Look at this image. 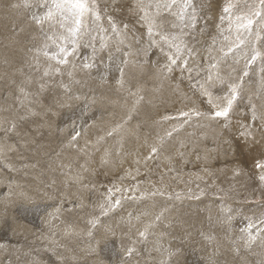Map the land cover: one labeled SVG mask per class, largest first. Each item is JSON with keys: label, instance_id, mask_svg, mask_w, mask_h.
Listing matches in <instances>:
<instances>
[{"label": "rangeland", "instance_id": "rangeland-1", "mask_svg": "<svg viewBox=\"0 0 264 264\" xmlns=\"http://www.w3.org/2000/svg\"><path fill=\"white\" fill-rule=\"evenodd\" d=\"M89 2L100 20L89 17L87 32L75 49L69 45L68 62L56 64L43 54L58 51L48 37L56 40L62 32L56 19H47L52 0H29L27 6L25 0H0V264H264V168L257 167L264 165V20L254 26L248 45L225 57L223 37L235 38L234 31L227 30L228 20L222 19L228 0H145V11L158 25L151 34L137 0ZM232 2L238 12H247L246 4L258 5V0ZM253 46L261 58L249 63ZM213 63L218 64L211 70L213 77L219 71L222 80L209 81ZM233 83L240 85L239 96L229 116L214 117L212 105L225 103L221 98ZM192 109L202 115H180ZM45 118L58 125H53L57 136L54 130L34 132V125L39 130L37 124ZM117 126L119 130L108 135ZM90 128L96 134L89 133ZM234 134L243 144L232 143ZM247 141L250 152L244 147ZM29 167L33 177L24 172ZM105 167L114 171L108 174ZM44 169L50 175L41 176ZM15 189L27 190V195ZM75 207L87 215L83 218ZM67 209H72L70 214ZM75 216L84 219L81 226L89 227L79 230Z\"/></svg>", "mask_w": 264, "mask_h": 264}, {"label": "snow or ice", "instance_id": "snow-or-ice-1", "mask_svg": "<svg viewBox=\"0 0 264 264\" xmlns=\"http://www.w3.org/2000/svg\"><path fill=\"white\" fill-rule=\"evenodd\" d=\"M28 3L29 0H25L26 6ZM172 3L175 4L176 0H172ZM137 7L141 12L144 13L143 19L148 25L149 34H151L158 26L156 18L145 11V0H137ZM165 7H167V5H165ZM236 7L237 6L233 4L232 0H228V3L223 8L225 17H222V19L226 18L228 20L227 30L230 33L234 31L235 37L234 39L230 38L229 36L223 37L224 41L227 42V48H221V51L225 57L229 54H232L237 49H241L248 45L249 40L247 37L253 35L254 26L258 21L264 20V0H258V5L249 6L246 4V7L248 8L247 12L235 11L234 9ZM89 17L94 18V21L96 22L100 20V14L96 10L95 4H90L89 0H52V7L48 10L47 19H56L60 29H62V32L56 38V40H53L52 37H48L49 40H52V43L55 45L58 51L55 54H50L48 51H44L43 54L46 57L55 60L56 64H66L68 62V56L72 54V52L69 50V45H71L72 50L75 49L79 39L87 32ZM57 40H59V43H57ZM44 47L47 49L49 45L45 44ZM177 51H179V48ZM259 58H261V52L258 51L255 46H253L251 49L249 63L255 62ZM170 60L173 64L176 62L174 57H170ZM216 69H218V64L213 63L209 71V81H212L213 79L222 80L219 71H216L215 76L213 77L211 70ZM56 71H59V69H56ZM44 74L48 75L49 72L46 70ZM244 75H247V72H245ZM239 87L240 85L238 83L230 84L229 94L221 98L225 101V103L223 105H212L216 109L214 112V117L227 118L229 116L234 101L239 96ZM205 94L210 96V93ZM209 103H212L211 99H209ZM180 115L182 117L190 118L192 115L199 117L202 115V113L192 109L190 112H181ZM118 130L119 126L112 129L108 135H112ZM168 135L170 136L171 132H169ZM153 151H155V149H153ZM257 167L264 168V165L258 164ZM260 179L264 181V176H261ZM117 191H119V189H117ZM116 203L119 204V201L117 200ZM109 207H111V204H109ZM101 208L105 211V213L108 210L104 208V205H101ZM141 235H143V233H141Z\"/></svg>", "mask_w": 264, "mask_h": 264}, {"label": "bare ground", "instance_id": "bare-ground-1", "mask_svg": "<svg viewBox=\"0 0 264 264\" xmlns=\"http://www.w3.org/2000/svg\"><path fill=\"white\" fill-rule=\"evenodd\" d=\"M129 12H130V11H129ZM130 17H131V16H130ZM131 18H133V17H131ZM15 43H16V42H15ZM16 46H17V45H16ZM19 48H20V47H19ZM15 49H16V48H15ZM15 49H14V50H15ZM18 50H20V49H18ZM4 51H5V50H4ZM12 53H14V52L12 51ZM20 53H21V50H20ZM6 54H7V52H6ZM15 55H16V54H15ZM12 56H13V55H12ZM15 58H16V57H15ZM158 60H159V59H158ZM156 63H157V62H156ZM23 68H24V66H23ZM133 68H134V67H133ZM135 69H136V68H135ZM133 70H134V69H133ZM158 78H159V77H158ZM78 85H79V84H78ZM30 88H31V87H30ZM43 89H44V88H43ZM64 90H65V89H64ZM87 90H88V89H87ZM100 90H101V89H100ZM154 90H155V89H154ZM62 91H63V90H62ZM151 91H152V90H151ZM151 91H150V92H151ZM163 92H164V91H163ZM31 93H32V92H31ZM102 93H103V92H102ZM151 93H152V92H151ZM151 93H150V95H151ZM164 93H165V92H164ZM153 94H154V93H153ZM153 94H152V95H153ZM155 94H156V93H155ZM21 97H22V96H21ZM171 97H172V96H171ZM168 99H169V98H168ZM170 99H171V98H170ZM32 100H33V99H32ZM99 100H100V99H99ZM153 100H154V99H153ZM108 101H109V100H108ZM28 102H29V101H28ZM38 102H39V101H38ZM38 102H37V103H38ZM42 102H43V101H42ZM101 102H104V101H101ZM153 102H154V101H153ZM20 103H21V102H20ZM67 103H68V102H67ZM105 103H106V104H105ZM105 103H102V104L107 105V101H105ZM108 103H109V102H108ZM59 104H60V103H59ZM27 105H28V104H27ZM47 105H48V104H47ZM41 106H42V105H41ZM30 108H31V107H30ZM48 108H49V107H48ZM140 108H141V107H140ZM145 108H146V106H145ZM56 109H57V108H56ZM155 109H156V108H155ZM161 109H162V108H161ZM158 110H159V109H158ZM90 112H91V111H90ZM142 112H143V111H142ZM31 113H32V112H31ZM43 113H44V112H43ZM49 114H50V113H49ZM51 115H52V114H51ZM54 115H55V114H54ZM47 116H48V115H47ZM144 116H145V114H144ZM43 117H44V116H43ZM55 117H56V116H55ZM51 118H52V117H51ZM36 119H37V117H36ZM56 119H57V118H56ZM154 119H155V117H154ZM30 120H31V119H30ZM60 120H61V119H60ZM38 121H39V120H38ZM41 121H43L42 124H41V122H40L39 124H37V126L40 127L39 130H37V129H36V126L33 124L34 127H35V128H32V129L34 130V132L37 133V135H38V134H41L42 130H44L45 132H46V131H47V132L49 131L48 133H52V132H53L52 130H54V129H53V125L56 126L55 124H52V121H53V120L45 118V120H41ZM149 121H150V120H149ZM46 122H47V124H46ZM60 122H61V121H60ZM154 122H156V121H154ZM163 122H164V121H163ZM35 123H37V122H35ZM150 123H151V121H150ZM156 123H158V122H156ZM44 124H46V125H44ZM97 124H98V123H97ZM148 124H149V123H148ZM18 125H19V124H18ZM154 125H155V124H154ZM99 126H100V125H99ZM149 126H150V125H149ZM152 126H153V125H152ZM158 126H159V125H158ZM18 127H19V126H18ZM56 127L58 128V125H57ZM153 127H154V126H153ZM25 128H27V127H25ZM54 128H55V127H54ZM157 128H158V127H157ZM73 129H74V128H73ZM151 129H153V128H151ZM155 129H156V128H155ZM89 130H90V131H88L89 133H90V132H91V134H92V132L95 133L94 130L91 131V128H90ZM96 130H98V128H97ZM101 130H103V129H101ZM153 130H154V129H153ZM51 131H52V132H51ZM99 131H100V130H99ZM105 131H106V130H105ZM146 131H147V130H146ZM149 131H150V130H149ZM170 131H171V130H170ZM32 132H33V131H32ZM54 132H55V135L57 136L55 130H54ZM88 132H86V133H88ZM96 132H97V131H96ZM102 132H104V131H102ZM157 132H158V130H157ZM159 132H160V131H159ZM35 133H34V135H35ZM42 133H43V132H42ZM153 133H154V132H153ZM165 133H166V132H165ZM165 133H164V134H165ZM29 134H30V133H29ZM45 134H47V133H45ZM95 134H96V133H95ZM98 134H99V135H98ZM156 134H157V133H156ZM43 135H44V134H43ZM87 135H88V134H87ZM97 135L100 136V133L97 132ZM104 135H105V134H104ZM147 135H148V134H147ZM160 135H162V134L160 133ZM236 135H237V134L232 135V137H231V139L233 140L232 143L243 144L244 141H242L241 138H240L241 141H238L239 139L237 138ZM40 136H41V135H40ZM51 136H52V134H51ZM90 136H91V135H90ZM93 136H94V135H93ZM98 136H97V137H98ZM162 136H163V135H162ZM29 137H30V136H29ZM45 137H46V136H45ZM97 137H96V138H97ZM148 137H149V136H147V138H148ZM35 138H36V136H35ZM42 138H44V136H43ZM46 138H47V137H46ZM48 138H49V136H48ZM53 138H54V137H53ZM143 138L145 139V137H143ZM147 138H146V139H147ZM183 138H184V137H183ZM259 138H261V137H259ZM31 139H32V136H31ZM56 139H57V138H56ZM97 139H98V138H97ZM135 139H136V138H135ZM158 139H160L159 136H158ZM35 140H36V139H35ZM37 140H38V139H37ZM37 140H36V141H37ZM47 140H49V139H47ZM51 140H52V138H51ZM53 140H54V139H53ZM82 140H83V139H82ZM139 140H141V138H140ZM243 140H244V139H243ZM259 140L261 141V139H259ZM60 141H61V140H60ZM133 141H134V140H133ZM144 141H145V140H144ZM144 141H143V143H145ZM148 141H150V140H148ZM245 141H246V139H245ZM248 141H249V140H248ZM248 141H247L246 143H244V144H245L244 147L249 151V146H251V145H250V143H249ZM32 142H33V141H32ZM38 142H39V140H38ZM53 142H54V141H53ZM80 142H81V141H80ZM89 142H90V141H89ZM140 142H141V141H140ZM168 142H169V141H168ZM171 142H173V140H172ZM171 142H169V143H171ZM181 142H182V141H181ZM184 142H185V141H184ZM184 142H182L183 145H185ZM230 142H231V141H230ZM45 143H46V142H45ZM54 143L57 144V142H54ZM82 143H86V142H85V141H82ZM136 143H138V142L136 141ZM136 143H135V144H136ZM143 143L141 142L142 145H143ZM166 143H167V142H166ZM182 143H181V144H182ZM198 143H199V141H198ZM198 143H197V144H198ZM253 143H254V140H253ZM27 144H28V143H27ZM37 144H38V143H37ZM52 144H53V143H52ZM78 144H79V143H78ZM167 144H168V143H167ZM255 144H256V143H255ZM25 145H26V144H25ZM28 145H29V144H28ZM40 145H41V144H39V146H40ZM46 145H47V144H46ZM46 145H45V148H46ZM88 145H91V143H88ZM88 145H86L87 148H88ZM138 145H139V144H138ZM165 145H166V144H165ZM172 145H173V144H172ZM172 145H171V148L173 147ZM205 145H206V144H205ZM43 146H44V144H43ZM43 146H42V147H43ZM66 146H67V145H66ZM81 146H82V145H81ZM86 146L84 145V148H85ZM196 146H197V145H196ZM233 146H234V145H233ZM242 146H243V145H242ZM252 146H254V145H252ZM40 147H41V146H40ZM56 147H57V146H56ZM63 147H64V145L62 144V148H63ZM72 147H73V146H72ZM75 147H76V146H75ZM169 147H170V146H169ZM225 147H226V146H225ZM47 148H48V147H47ZM47 148H46V149H47ZM73 148H74V147H73ZM79 148H80V147H79ZM164 148H165V147H164ZM194 148H195V147H194ZM0 149H1V148H0ZM2 149L4 150V148H2ZM42 149H43V148H41V150H42ZM46 149H45V150H46ZM48 149H49V148H48ZM53 149H55V148H53ZM56 149H57V148H56ZM63 149H64V148H63ZM85 149H86V148H85ZM90 149H91V148H89L88 150H90ZM165 149H166V148H165ZM187 149H188V148H187ZM3 150H1V151H3ZM49 150L51 151V149H49ZM57 150H58V149H57ZM61 150H62V149H61ZM61 150H60V151H61ZM66 150H67V148H66ZM80 150H81V149H80ZM83 150H84V149H83ZM166 150H168V148H167ZM190 150H191V149H190ZM230 150H231V149H230ZM252 150H253V149H252ZM255 150H256V149H255ZM36 151H37V150H36ZM46 151H47V150H46ZM58 151H59V150H58ZM69 151H70V150H69ZM69 151H68V152H69ZM85 151H87V150H85ZM184 151H185V150H184ZM192 151H193V150H192ZM202 151H203V150H202ZM226 151H227V150H226ZM248 151H247V152H248ZM3 152H4V151H3ZM62 152H63V151H62ZM82 152H83V151H82ZM106 152L109 153V151H106ZM111 152H112V151H111ZM175 152H176V151H175ZM189 152H190V151H189ZM216 152H217V151H216ZM221 152H222V151H221ZM249 152H250V151H249ZM253 152H254V151H253ZM1 153H2V152H1ZM38 153L41 154L40 152H38ZM38 153H37V154H38ZM58 153L62 155V153H60V152H58ZM108 153H107V155H108ZM167 153H168V152H167ZM167 153H166V154H167ZM242 153H244V152H242ZM39 154L36 155V156L38 157ZM46 154H47V153H46ZM63 154H65V157H67V155H66L65 152H63ZM73 154H74V153H73ZM73 154H72V155H73ZM84 154H88V151H87V153H84ZM184 154H185V153H184ZM217 154H218V153H217ZM235 154H236V153H235ZM251 154H252V153H251ZM256 154H257V153H256ZM24 155H25V154H24ZM27 155H28V154H27ZM75 155H76V154H75ZM94 155H95V154H94ZM104 155H105V154H103V156H104ZM119 155H120V154H119ZM128 155H129V154H128ZM135 155H136V154H135ZM179 155H180V154H179ZM214 155H215V154H214ZM223 155H224V153H223ZM249 155H250V154H249ZM253 155H254V154H253ZM29 156H31V155H29ZM33 156H34V155H33ZM56 156H57V155H55V157H56ZM73 156H74V155H73ZM91 156H93V155H91ZM154 156H156V155H154ZM164 156H165V155H164ZM180 156H181V155H180ZM182 156H183V155H182ZM201 156H203V155H201ZM19 157L21 158V156H19ZM31 157H32V156H31ZM37 157H35V160H36ZM39 157H40V158H39ZM39 157H38V159L36 160L37 163H38L39 159L41 160V155H40ZM69 157H72V156H68V158H69ZM74 157H77V155L74 156ZM80 157H82V156H80ZM87 157H88V156H87ZM87 157H85V158H87ZM95 157H96V156H95ZM106 157H107V156H106ZM113 157L115 158V155L112 156V158H113ZM165 157H166V156H165ZM170 157H171V156H170ZM192 157H193V156H192ZM210 157H211V156H210ZM214 157H215V156H214ZM222 157H223V156H222ZM251 157H252V156H251ZM256 157H258V156H256ZM61 158H62V157H61ZM61 158H60L59 160H61V162H63ZM72 158H73V157H72ZM82 158H83V157H82ZM85 158H84V160L86 161L88 158H87V159H85ZM108 158H109V156H108ZM108 158H107V159H108ZM110 158H111V156H110ZM110 158H109V159H110ZM112 158H111V159H112ZM159 158H160V157H159ZM168 158H169V157H168ZM182 158H183V157H182ZM188 158H189V157H188ZM201 158H202V157H201ZM201 158H200V159H201ZM248 158H249V157H248ZM22 159H23V158H22ZM31 159H32V158H31ZM70 159H71V158H70ZM70 159H69V161L71 162ZM75 159H76V158H75ZM93 159L96 161L95 158H93ZM111 159H110V160H111ZM227 159H228V158H227ZM230 159H231V158H230ZM232 159H233V158H232ZM252 159H254V156L252 157ZM44 160H45V159H44ZM48 160H49V159H48ZM63 160H64V159H63ZM78 160H79V159H78ZM105 160H106V158H105ZM110 160H109V161H110ZM112 160H113V159H112ZM118 160H119V159H118ZM190 160H191V159H190ZM241 160H242V159H241ZM26 161H27V160H26ZM31 161H32V163H33L34 160H31ZM56 161L58 162V160L56 159V160L54 161V164L56 163ZM64 161L68 163V159H67V161H66V160H64ZM72 161H73V160H72ZM87 161H88V160H87ZM91 161H92V160H91ZM97 161H98V160H97ZM113 161H114V160H113ZM125 161H126V160H125ZM162 161H163V160H162ZM165 161H166V160H165ZM191 161H192V160H191ZM216 161H217V160H216ZM223 161H224V160H223ZM242 161H244V160H242ZM255 161H256V163L258 162L257 160H255ZM8 162H9V161H8ZM44 162H45V161H44ZM61 162L59 161V163H61ZM65 162H64V163H65ZM76 162H78V161H76ZM100 162H102V161H100ZM149 162H150V161H149ZM205 162H206V161H205ZM250 162H251V161H250ZM24 163H25V162H24ZM40 163H41V161L39 162V165H40ZM47 163L50 164L49 162H47ZM88 163H89V161H88ZM98 163H99V162H98ZM105 163H106V162H105ZM111 163H114V162H111ZM153 163H154V162H153ZM157 163H158V161H157ZM162 163H164V161H163ZM244 163H245V162H244ZM41 164H42V163H41ZM51 164H53V163H51ZM54 164H53V165H54ZM61 164H63V163H61ZM61 164H59L60 167H63L64 165H65V166L67 165V164H64L63 166H61ZM68 164H70V163H68ZM93 164H96V166H98V165H97V162H96V163H93ZM121 164H122V163H121ZM182 164H183V163H182ZM200 164H201V163H200ZM251 164H252V163H251ZM253 164H254V163H253ZM1 165H2V164H1ZM29 165H30V163H29ZM29 165H28V166H29ZM32 165L34 166L35 164H32ZM44 165H45V164H42V166H44ZM46 165H47V164H46ZM55 165H57V164H55ZM70 165H71V164H70ZM91 165H92V164H91ZM106 165H108V164H106ZM106 165H105V166H106ZM109 165H110V164H109ZM111 165H112V164H111ZM114 165H117V163L114 164ZM146 165H148V164L146 163ZM225 165H226V164H225ZM23 166H24V164H23ZM28 166H27V168H28ZM36 166H37V164H36ZM36 166H34V167H36ZM48 166H50V165H48ZM68 166H69V165H68ZM75 166H77V165H75ZM103 166H104V165H103ZM118 166H119V165H118ZM122 166H123V165H122ZM125 166H126V165H125ZM163 166H164V164H163ZM197 166H198V164H197ZM221 166H222V165H221ZM249 166H251V165H249ZM19 167H20V166H19ZM19 167H18V168H19ZM21 167H22V166H21ZM37 167H38V166H37ZM39 167L42 169L41 165H40ZM39 167H38V170H39ZM52 167L54 168V166H52ZM57 167H58V166H57ZM77 167H78V166H77ZM94 167H95V165L93 166V168H94ZM99 167H100V166H99ZM101 167H102V166H101ZM144 167H145V166H144ZM151 167H152V166H151ZM202 167H203V166H202ZM231 167H232V166H231ZM44 168H45V167H44ZM49 168H51V167H49ZM49 168H47V166H46V170L49 169ZM53 168H51L52 171H53ZM69 168H70V167H69ZM75 168H76V167H75ZM93 168H92V169H93ZM97 168H98V167H97ZM105 168H106V167H105ZM116 168L118 169V167H116ZM124 168H125V167H124ZM130 168H132V167H130ZM163 168H164V167H163ZM166 168H167V167H166ZM221 168H222V167H221ZM249 168H250V167H249ZM13 169H14V168H13ZM23 169H24V168H23ZM54 169H55V168H54ZM56 169H58V168H56ZM67 169H68V168H67ZM79 169H80V168H79ZM92 169H91L90 171H91V172H94V170H92ZM94 169H95V168H94ZM106 169H107V168H106ZM108 169H109V167H108ZM108 169H107V173L109 174L110 171H111V170H110L111 168H110L109 170H108ZM117 169H116V171H117ZM122 169H123V167H122ZM147 169H148V172H149V168H148V167H147ZM147 169H146V170H147ZM26 170L29 171V170H31V168L29 167V169H25L24 172H25ZM32 170H34V169H32ZM46 170H45V169L42 170V172H41L42 175H41V174H40V175L43 176L44 173H48V172H44V173H43V171H46ZM63 170H64V169H63ZM68 170H69V169H68ZM68 170H67V171H68ZM97 170H98V169H97ZM104 170H105V169H104ZM128 170H129V168H128ZM133 170H134V169H132V171H133ZM142 170H143V169H142ZM189 170H190V169H189ZM203 170H204V169H203ZM203 170H200V172L203 171ZM205 170H206V169H205ZM28 171H26V172H28ZM47 171H50V170H47ZM52 171H51V172H52ZM54 171H55V170H54ZM54 171H53V172H54ZM113 171H114V170H113ZM113 171H111V172H113ZM130 171H131V169H130ZM132 171H131V172H132ZM161 171H162V170H161ZM173 171H174V170H173ZM207 171H208V170H207ZM207 171H206V172H207ZM216 171H217V170H216ZM220 171H221V170H220ZM254 171H255V170H254ZM20 172H21V171H20ZM24 172H23V173H24ZM30 172H31V171H29V173H30ZM33 172H35V171H33ZM33 172H31V173L33 174ZM105 172H106V171H105ZM122 172L125 173V171H121V173H122ZM133 172H134V171H133ZM135 172H136V171H135ZM144 172H145V171H144ZM151 172H152V171H151ZM162 172H163V171H162ZM226 172H227V171H226ZM31 173H30V176H32ZM39 173H40V172H38L36 175H38ZM58 173H59V172H58ZM58 173H55V174L57 175V179H58V177L60 176V175L58 176ZM70 173H72V172H70ZM73 173H74V172H73ZM76 173H77V172H76ZM78 173H81V172H78ZM96 173H97V171H96ZM152 173H153V172H152ZM158 173H159V172H158ZM48 174H49V173H48ZM82 174H83V173H82ZM82 174H81V175H82ZM99 174H102V173H101V172H100V173L98 172L97 176H98ZM103 174H104V173H103ZM150 174H151V173H150ZM159 174H160V173H159ZM165 174L168 175V173H165ZM175 174H176V173H175ZM206 174H207V173H206ZM224 174H225V172H224ZM25 175H26V174H25ZM45 175H47V174H45ZM49 175H50V174H49ZM49 175H48V178L50 177ZM74 175H75V174H74ZM78 175H80V174H78ZM78 175H77V176H78ZM110 175H113V174L111 173ZM136 175H137V174H136ZM148 175H149V173H148ZM156 175H157V173H156ZM161 175H162V174H161ZM167 175H166V176H167ZM186 175H187V174H186ZM211 175H212V174H211ZM219 175H220V174H219ZM28 176H29V175H28ZM38 176H39V175H38ZM41 176H40V177H41ZM51 176H52V174H51ZM61 176H62V175H61ZM61 176H60L59 178H61ZM77 176H76V177H77ZM82 176H86L85 173H84V175H82ZM87 176H88V175H87ZM99 176H100V175H99ZM104 176H106V174H104ZM113 176H114V175H113ZM142 176H143V175H142ZM23 177H24V176H23ZM32 177H33V176H32ZM52 177L55 178V176H52ZM78 177L81 178V176H78ZM89 177H90V176H89ZM89 177H87V178H89ZM95 177H96V175H95ZM133 177H134V176H133ZM153 177H154V176H153ZM169 177H170V176H169ZM184 177H185V176H184ZM212 177H213V176H212ZM15 178H16V176H15ZM17 178H18V177H17ZM26 178H27V176L25 177V181H26ZM30 178H31V177H30ZM36 178H37V177H36ZM46 178H47V177H46ZM50 178H51V177H50ZM50 178H49V179H50ZM63 178H64V177H63ZM79 178H78V179H79ZM83 178H85V177H83ZM87 178H86V179H87ZM92 178H94L93 175H92ZM92 178H89V180L92 179ZM98 178L100 179L101 177H98ZM98 178L95 179V180H98ZM155 178H156V177H155ZM186 178H187V177H186ZM13 179H14V178H13ZM41 179H43V178L41 177ZM49 179L44 180V181H48V182H49ZM52 179H53V178H52ZM57 179H55V180H57ZM65 179H66V178H65ZM156 179H157V178H156ZM156 179H155V181L158 180V179H157V180H156ZM179 179H180V178H179ZM15 180H16V179H15ZM33 180H34V179H33ZM33 180H32V181H33ZM36 180H37V179H36ZM36 180L33 181V182H35V184H36V182H37ZM55 180H54V181H55ZM79 180H80V179H79ZM79 180H78V182H79ZM84 180H85V179H84ZM136 180H137V177H136ZM159 180H160V179H159ZM159 180H158V181H159ZM161 180H162V179H161ZM169 180H170V179H169ZM22 181H23V180H22ZM32 181H31V182H32ZM40 181H41V180H40ZM57 181H58V180H57ZM59 181H60V180H59ZM150 181H151V180H150ZM158 181H157L156 183H158ZM26 182H27V181H26ZM65 182H66V180H65ZM75 182H76V181H75ZM78 182H77V183H74V184L77 185ZM85 182L88 184V181H85ZM97 182H98V181H97ZM99 182H100V181H99ZM99 182H98V183H99ZM127 182H128V181H127ZM136 182H137V181H136ZM148 182H149V181H148ZM151 182H152V181H151ZM178 182H179V181H178ZM57 183H58V182H57ZM90 183H92V181H90ZM90 183H89V184H90ZM93 183H94V182H93ZM125 183H126V182H125ZM152 183H153V182H152ZM161 183H162V182H161ZM172 183H173V182H172ZM4 184H5V183H4ZM22 184H23V183H22ZM22 184H18V185H20L19 187H21ZM33 184H34V183H33ZM41 184H42V183H41ZM54 184H55V183H54ZM66 184H67V183H66ZM72 184H73V183H72ZM80 184H81V182L79 183V185H80ZM102 184H103V183H102ZM137 184H138V183H137ZM159 184H160V183H159ZM27 185L30 186V184H27ZM81 185H83V184H81ZM81 185H80V186H81ZM28 186H27V187H28ZM40 186H42V185H40ZM54 186H55V187H58V186H56V185H54ZM69 186H70V185H69ZM73 186H74V185H73ZM83 186H84V185H83ZM115 186H116V185H115ZM160 186H162V185H160ZM19 187H18V189H19ZM30 187H31V186H30ZM35 187H36V186H35ZM43 187H44V186H43ZM61 187H62V186H61ZM85 187H86V186H85ZM14 188H15V187H14ZM16 188H17V185H16ZM24 188H25V187H24ZM24 188H23V189H24ZM31 188H32V187H31ZM36 188H37V187H36ZM39 188H40V187H39ZM46 188H47V187H46ZM58 188H59V187H58ZM74 188H75V187H74ZM79 188H82V187H79ZM79 188H78V189H79ZM149 188H151V187H149ZM157 188H158V187H157ZM20 189H21V188H20ZM23 189H22V190H23ZM27 189H28V188H27ZM32 189H33V188H32ZM32 189H31V190H32ZM40 189H41V188H40ZM43 189H44V188H43ZM83 189H84V188H83ZM86 189H87V188H86ZM89 189H90V188H89ZM5 190H6V189H5ZM36 190H37V189H36ZM50 190H51V189H50ZM54 190H55V189H54ZM66 190H67V191H70V190L73 191V188H71V189L69 188V190H68V189H66ZM75 190H76V189H75ZM75 190H74V191H75ZM15 191H17V190L15 189ZM41 191H42V189H41ZM41 191H40V192H41ZM48 191H49V190H48ZM60 191H61V190H60ZM64 191H65V190H64ZM74 191H73V194H75V195L78 196V194H76ZM83 191H84V190H83ZM202 191H203V190H202ZM4 192H5V191H4ZM17 192H19V193L21 192V194H22V192H24V194L27 195V190H26V191H17ZM17 192H16V193H17ZM25 192H26V193H25ZM37 192H38V191H37ZM37 192H36V193H37ZM43 192H45V191L43 190ZM61 192H62V191H61ZM70 192H71V191H70ZM77 192H78V191H77ZM80 192H81V193H80L81 195L84 193V192L82 193L81 190H80ZM99 192H101V191L99 190ZM0 193H2V192H0ZM19 193H17V194H19ZM32 193H33V192H32ZM36 193H35V194H36ZM38 193H39V192H38ZM46 193H47V191H46ZM52 193H53V192H52ZM52 193H51V194H52ZM85 193H87V192L85 191ZM103 193H105V192H103ZM12 194H13V193H11V195H12ZM17 194H16V195H17ZM21 194H20V195H21ZM64 194H65V193H64ZM67 194H68V193H67ZM6 195H7V194H6ZM6 195H5V196H6ZM16 195H15V193L13 194V196H16ZM20 195H17V196H19V198L21 199L22 196L20 197ZM26 195H24V196L26 197ZM32 195H33V194H32ZM32 195H31V198H32ZM39 195H40V194H39ZM43 195H44V194H43ZM62 195H63V194H62ZM102 195H103V194H102ZM131 195H132V194H131ZM13 196H12V197H13ZM29 196H30V195H29ZM29 196H28V197H29ZM35 196H36V198H37V194H36ZM35 196H34V197H35ZM45 196H46V194H45ZM55 196H56V195H55ZM96 196H97V195H96ZM7 197H8V196H7ZM7 197H6V198H7ZM9 197H11V196L9 195ZM25 197H24V198H25ZM39 197H41V195H40ZM39 197H38V198H39ZM61 197H62V196H61ZM68 197H69V196H68ZM100 197H101V196H100ZM19 198H18V199H19ZM26 198H27V197H26ZM47 198H48V196H47ZM7 199H8V198H7ZM7 199H6V200H7ZM12 199H13V198H11V200H12ZM15 199H17V198H15ZM33 199H34V198H33ZM33 199H32V200H33ZM74 199H75V198H74ZM84 199H85V197H84ZM84 199H81V200H84ZM23 200H25V199H23ZM26 200H27V199H26ZM28 200H30V198H29ZM34 200H36V199H34ZM51 200H52V199H51ZM30 201H31V200H30ZM19 202H20V204H21V201H20V200H19ZM19 202H18V203H19ZM24 202H25V201H24ZM24 202H22V203H24ZM39 202H40V201H39ZM48 202H49V201H48ZM67 202H68V201H67ZM5 203H7V202H5ZM16 203H17V202H16ZM18 203H17V204H18ZM25 203H26V202H25ZM25 203H24V204H25ZM27 203H28V201H27ZM31 203H32V202H31ZM31 203H29V204H31ZM49 203H50V202H49ZM81 203H82V202H81ZM2 204H3V203H2ZM8 204H11V202L8 203ZM24 204H22L21 206L23 207ZM37 204H38V203H37ZM39 204H40V203H39ZM43 204H44V203H43ZM62 204H63V203H62ZM91 205L93 206V204H91ZM0 206H1V205H0ZM6 206H8V205H6ZM9 206H12V204L9 205ZM13 206L15 207V205H13ZM16 206H19V204L16 205ZM30 206H31V205H30ZM79 206H80V205H79ZM79 206H78V207H79ZM86 206H87V208H88V206H90V204L87 203ZM86 206H85V207H86ZM1 207H2V206H1ZM22 207H21V208H22ZM26 207H27V206H26ZM31 207H32V206H31ZM48 207H49V206H48ZM83 207H84L83 205H82V207H80V208H81V209H80L81 211H82V209L85 210V208H83ZM93 207H95V206H93ZM11 208H13V207H11ZM59 208H61V207H59ZM59 208H58V209H59ZM65 208H66V207H65ZM65 208H63V210H61V209H60V210H61V211H65V210H66ZM76 208H77V207H75L73 211H78L79 208H77V209H76ZM90 208H91V207H90ZM2 209H3V208H2ZM8 209H9V208H8ZM19 209H20V208H19ZM37 209H38V208H37ZM52 209H53V208H52ZM72 209H73V208H72ZM72 209H67V211H68V210L71 211ZM16 210H17V209H16ZM21 210H22V209H21ZM32 210H33V209H32ZM47 210H48V209H47ZM80 210H79L78 212H80ZM84 210H83V211H84ZM88 210H89V209H88ZM10 211H11V210H10ZM17 211H18V210H17ZM23 211H24V210H23ZM86 211H87V210H86ZM93 211H95V208H94V209L92 208V213H93ZM42 212H43V211H42ZM84 212H85V211H84ZM88 212H89V214H91L90 211H88ZM8 213H9V212H8ZM16 213H17V212H16ZM40 213H41V212H40ZM59 213L61 214L60 211H59ZM59 213H58V214H59ZM67 213H69V211L66 212V214H67ZM72 213H73V212H72ZM72 213H71V215H72ZM13 214H14V213H13ZM13 214H12V215H13ZM62 214H63V213H62ZM64 214H65V213H64ZM69 214H70V213H69ZM80 214H81V215H84L83 218L87 215L86 213H85V214H84V213L82 214L81 212H80ZM9 215H11V214L9 213ZM17 215H18V214H17ZM42 215H43V214H42ZM55 215H56V214H55ZM71 215H70V216H71ZM74 215H75V212H74ZM81 215H79V216H81ZM3 216H4V214H3ZM7 216H8V215H7ZM50 216H51V215H50ZM50 216H48V217H50ZM60 216H61V218L63 217L62 215H60ZM64 216H66V215H64ZM68 216H69V215H68ZM91 216H93V215H91ZM8 217H9V216H8ZM11 217H13V216H11ZM27 217H28V216H27ZM30 217H31V216H30ZM32 217H33V216H32ZM48 217H47V219H48ZM56 217H57V215L55 216V218H56ZM58 217H59V216H58ZM58 217H57V218H58ZM66 217H67V216H66ZM66 217H65V218L63 217L62 219H64L65 222H66V221H67V222H70L69 220H70L71 218L68 217L69 220H67ZM72 217H73V216H72ZM81 217H82V216H81ZM81 217H76V216H75V218H73V220H75V222H76V221H77L76 218H78V222H79V221H80V222H81V221L83 222L84 219H83V220H79V218H81ZM87 217H90V215L87 216ZM87 217H86V218H87ZM14 218H15V217H14ZM34 218H35V217H34ZM45 218H46V217H45ZM57 218H56V219H57ZM86 218H85V219H86ZM21 219H22V218H21ZM26 219H27V218H26ZM58 219H59V218H58ZM58 219H57V222H59ZM87 219H88V218H87ZM3 220H4V219H3ZM5 220H6V218H5ZM13 220H14V219H13ZM15 220H16V222H17V219H15ZM23 220H24V219H22V221H23ZM27 220H28V219H27ZM37 220H38V219H37ZM43 220H44V219H43ZM60 220H61V219H60ZM73 220H72V221H73ZM105 220H106V219H105ZM9 221H10V219H9ZM24 221H25V220H24ZM62 221H63V220H62ZM62 221H61L60 223H63ZM85 221H86V220H85ZM16 222H15V223H16ZM25 222H27V221H25ZM45 222H46V221H45ZM50 222H51V221H50ZM57 222L55 221V222H53V223H57ZM80 222L77 223V225H78V224H80V225H78V226L76 225V227H78L79 230L82 229L81 227H84V226H85V222H83V223H84V226H81V223H82V222H81V223H80ZM10 223H11V222H10ZM21 223H22V222L19 223V226H20L21 231H22L23 228H22V225H20ZM83 223H82V224H83ZM87 223H88V221H87ZM1 224H2V223H1ZM40 224H41V223H40ZM57 224H58V223H57ZM65 224H67V223H65ZM68 224H69V223H68ZM70 224H71V223H70ZM25 225H26V223H25ZM48 225H49V224H48V222H47V226H48ZM58 225H59V224H58ZM63 225H64V223H63ZM63 225H62V226H63ZM86 225H87V224H86ZM124 225H125V224H124ZM15 226H16V225H15ZM19 226H18V227H19ZM23 226H24V225H23ZM60 226H61V224H60ZM116 226H117V225H116ZM6 227H7V226H6ZM27 227H29V225H28V226L26 225V228H27ZM44 227H45V226H44ZM56 227H57V226H56ZM79 227H80L81 229H80ZM86 227H89V226L87 225ZM86 227H84V229H85ZM120 227H121V226H120ZM0 228H1V227H0ZM24 228H25V226H24ZM32 228H33V227H32ZM32 228H31V229H32ZM61 228H62V227H61ZM110 228H111V227H110ZM113 228H114V227H113ZM113 228H112V230H113ZM117 228H118L119 230H122V229H120L119 227H117ZM10 229H11V228H10ZM12 229H13V228H12ZM27 229L30 230L29 228H27ZM46 229H47V228H46ZM49 229H50V228H49ZM51 229H52V227H51ZM54 229H55V228H54ZM86 229H87V228H86ZM60 230H61V229H60ZM110 230H111V229H110ZM115 230H116V227H115ZM14 231H15V230H14ZM23 231H24V230H23ZM44 231H45V230H44ZM48 231H49V230H48ZM103 231H104V230H103ZM113 231H114V230H113ZM11 232H12V230H11ZM51 232H52V230H51ZM108 232H111V231H109V229H108ZM108 232H107V233H108ZM116 232H117V231H116ZM119 232H121V231H119ZM17 233H18V232H17ZM29 233H31V232H29ZM32 233H33V232H32ZM98 233H99V232H98ZM111 233H114V232H111ZM70 234H71V233H70ZM115 234H117V233H115ZM23 235H24V234H23ZM26 235H27V234H26ZM38 235H39V234H38ZM49 235H50V234H49ZM51 235H52V234H51ZM56 235H57V234H56ZM102 235H103V233H102ZM102 235H101V236H102ZM190 235H191V234H190ZM13 236H14V235H13ZM53 236H54V235H53ZM101 236H100V238H101ZM117 236H119V235H117ZM102 237H105L106 239H108V238H107L106 236H104V235H103ZM12 238H14V237H12ZM78 238H79V237H78ZM98 238H99V237H98ZM186 238H187V237H186ZM64 239H65V238H64ZM80 239H81V238H80ZM102 239H103V238H102ZM102 239H101V240H102ZM65 240H66V239H65ZM101 240H99V241L101 242ZM120 240H121V239H120ZM23 241H24V240H23ZM102 241H104V240H102ZM21 243H22V242H21ZM60 244H61V243H60ZM67 244H68V243H67ZM82 245H83V244H82ZM82 245H81V246H82ZM95 245H96V244H95ZM98 246H99V245H98ZM119 246H120V245H119ZM66 247H67V246H66ZM71 247H72V246H71ZM74 247H75V246H74ZM76 248H77V247H76ZM70 249H71V248H70ZM84 251H87V249L84 250ZM61 252H62V250H61ZM69 253H70V252H69ZM80 253H81V251H80ZM67 254H68V253H67ZM81 254H82V253H81ZM93 255H94V254H93ZM157 255H158V254H157ZM70 256H71V255H70ZM70 256H69V257H70ZM76 256H77V254H76ZM82 256H83V257H84V256L86 257V254H85V255L82 254ZM179 256H180V255H179ZM80 257H81V256H80ZM111 257H112V256H111ZM149 257H150V256H149ZM60 258H61V257H60ZM72 258H73V257H72ZM89 258H90V257H89ZM95 258H96V257H95ZM174 258H175V257H173L172 259H174ZM69 259H70V258H69ZM73 259H74V258H73ZM85 259H86V258H85ZM157 259H158V258H157ZM172 259H171V260H172ZM181 259H182V258H181ZM80 260H81V259H80ZM82 260H83V258H82ZM88 260H89V259H88ZM94 260H95V259H94ZM78 261H79V260H78ZM98 261H99V260H98ZM8 262H9V261H8ZM158 262H159V261H158ZM182 262H183V260H182ZM28 263H29V262H28ZM82 263H83V262H82ZM97 263H98V262H97ZM104 263H105V262H104ZM107 263H108V262H107ZM126 263H127V262H126ZM150 263H151V262H150ZM184 263H185V262H184ZM33 264H34V263H33ZM117 264H118V263H117Z\"/></svg>", "mask_w": 264, "mask_h": 264}]
</instances>
